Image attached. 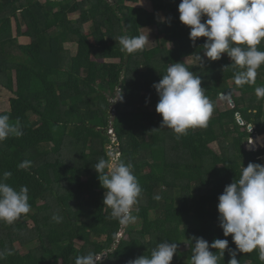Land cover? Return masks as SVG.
Segmentation results:
<instances>
[{"label":"trees","instance_id":"obj_1","mask_svg":"<svg viewBox=\"0 0 264 264\" xmlns=\"http://www.w3.org/2000/svg\"><path fill=\"white\" fill-rule=\"evenodd\" d=\"M150 1L147 10L137 6L140 0H46L44 5L0 0V87L14 95L11 109L0 114L18 121L23 131L0 142L5 161L0 174L10 171L7 183L16 190L27 186L31 204L13 224L0 221V250H12L0 264H75L89 251L97 254V264H127L150 255L164 240L179 245L171 264H190L194 236L210 244L227 239L229 248H236L220 227L218 198L243 166L264 165V98L255 94L264 86V64L255 84L237 86L233 74L240 69H225L232 64L227 53L212 61L203 56L205 37L195 45L190 40V27L179 19L181 0ZM75 14L80 17L71 19ZM85 24L92 27L90 35L83 31ZM150 27L157 28L156 39L167 35L171 47L157 43L132 54L121 51V35H141ZM66 44H75L76 53ZM257 47L264 51V41ZM176 62L200 76L214 103L207 127L189 129L180 139L160 128L153 87ZM119 88L123 101L111 105ZM223 96L233 100L232 108H220ZM110 128L118 160L132 163L142 187L132 209L137 228L122 226L103 204L105 189L94 166L101 157L110 158ZM253 137L263 142L248 151ZM25 160L31 167L19 169ZM55 213L63 217L61 223L52 220ZM35 242L37 247L30 248ZM229 259L225 250L220 264ZM237 259L262 264L258 250L238 253Z\"/></svg>","mask_w":264,"mask_h":264},{"label":"clouds","instance_id":"obj_2","mask_svg":"<svg viewBox=\"0 0 264 264\" xmlns=\"http://www.w3.org/2000/svg\"><path fill=\"white\" fill-rule=\"evenodd\" d=\"M178 11L180 21L190 27L189 38L194 45L198 38H206L202 46L204 57L215 61L227 53L232 64L225 69H240L233 74L235 84L241 87L255 84L258 69L264 64V51L257 47L264 41V0H181ZM148 39L143 34H125L118 38V43L121 51L132 54L143 49ZM198 58L202 63L203 57L198 55ZM201 85L200 76L190 71L184 62L168 65L166 74L153 84L159 96L156 112L162 115L160 128L173 130L180 139L189 129L207 127L214 103ZM255 94L257 98H264V86L256 87ZM123 98L119 88L111 105L122 102ZM111 130L108 134L112 142ZM22 135V125L18 121L12 123L8 114H0V142L9 136ZM108 151L110 153V149ZM17 167L28 169L31 161L25 160ZM94 169L105 189L103 204L111 209V216L122 226L134 222L136 217L132 215V209L141 197L142 187L133 173L132 163L116 161L111 156L109 159L101 157ZM11 176L10 171L0 174V221L7 224H13L31 210L28 187L14 189L7 183ZM154 199L160 197L156 195ZM218 199L220 227L225 237H232L236 248L230 249L227 239L217 238L210 244L206 239L194 236L190 264H220L225 250L230 255L228 264H241L238 253L254 250H258L259 260L264 264V165L250 162L247 167L243 166L239 178L227 185ZM52 220L61 223L63 217L55 213ZM178 247V243L164 240L150 255L130 259L127 264H171ZM6 254L12 255V250H0V259ZM75 264H97V254L89 251L79 255Z\"/></svg>","mask_w":264,"mask_h":264},{"label":"rangeland","instance_id":"obj_3","mask_svg":"<svg viewBox=\"0 0 264 264\" xmlns=\"http://www.w3.org/2000/svg\"><path fill=\"white\" fill-rule=\"evenodd\" d=\"M40 1H41V3L43 5L46 3V0H40ZM150 2H151L150 0H141L140 3L137 6H141L142 8L149 10L151 8ZM131 6L136 7V5H131ZM79 17H80L79 14H75V15H72L70 18L73 19V20H77ZM160 19H163L162 15H160ZM13 28H14V31L16 32L15 23H13ZM83 31L85 32V34L90 35L91 32H92L91 25L90 24H85L84 27H83ZM142 34L145 35L146 37H149V39H148V41L146 43V47H153L157 43L161 44L163 47H166V48L171 47V42H170V40H169L167 35L166 36H158V38L156 39L157 34H158V31H157L156 27H150V28L144 29L142 31ZM27 42H28L27 39H21L20 40V43H22V44L23 43H27ZM65 47L67 49H69L73 54H75L76 51H77V46L75 44H66ZM186 61L190 65L193 64V62L190 59H187ZM111 62H117V60L116 61L111 60ZM13 97H14L13 94H11L10 92H8V91L4 90L2 87H0V112L9 111L11 109V104H12ZM218 103H219L220 108L223 109V110H226V109H229V108L233 107L231 102H230V99L228 97L227 98L224 97V96L220 97ZM114 142H116V140ZM262 142L263 141L261 140V138L253 137L252 138V143L254 144V146H256L253 149V151L254 150H258L261 147L259 145H261ZM116 146H117L116 144L113 145V146H110V147H108V150L109 149H116L115 148ZM212 146L214 148H216L215 144L212 145ZM257 146H259V147L257 148ZM117 156H119V155H117ZM112 158H115V156L112 157ZM118 158H115V160L119 161ZM4 164H5V161L3 159H0V167H2ZM84 181L89 183V184L92 183V180L89 179V178L84 179ZM28 224H29L30 228L33 227V223L31 221ZM138 226H139V222L138 221H134L131 224V227H133V228H137ZM122 236H123V233L121 232L119 234V237H122ZM15 247H16L17 250H19L23 254H24V252H26L25 248H22L20 243H15ZM34 247H37V242H35L34 244L30 245V248H34ZM186 248H187L186 246L183 247V249H186ZM57 264H62V263L59 262Z\"/></svg>","mask_w":264,"mask_h":264},{"label":"built area","instance_id":"obj_4","mask_svg":"<svg viewBox=\"0 0 264 264\" xmlns=\"http://www.w3.org/2000/svg\"><path fill=\"white\" fill-rule=\"evenodd\" d=\"M110 134L113 136V140H112V146L113 145H118V142H117V140L115 139V134L113 133V130H111L110 131ZM116 140V142H114ZM254 145V144H253ZM256 146H254V148H255ZM116 148V147H115ZM117 155H119L120 156V154H118V152H117V150L116 149H110V156H111V158L112 157H114L115 156V158H118L119 156H117Z\"/></svg>","mask_w":264,"mask_h":264},{"label":"water","instance_id":"obj_5","mask_svg":"<svg viewBox=\"0 0 264 264\" xmlns=\"http://www.w3.org/2000/svg\"><path fill=\"white\" fill-rule=\"evenodd\" d=\"M230 102H231L232 106H234V102H233L232 99H230ZM113 120H114V119H113ZM239 122H240V124H242V125L244 124L243 121H242L241 119H239ZM248 129H249L250 132L254 133V128H253L252 126H249ZM251 129H252V130H251ZM253 149H254V145H253V143L251 142V143L248 144V146H247V150H248V151H253Z\"/></svg>","mask_w":264,"mask_h":264},{"label":"crops","instance_id":"obj_6","mask_svg":"<svg viewBox=\"0 0 264 264\" xmlns=\"http://www.w3.org/2000/svg\"><path fill=\"white\" fill-rule=\"evenodd\" d=\"M141 1V0H140ZM140 3V2H139ZM150 6H152V4H151V2H150ZM139 7H141V6H139ZM251 141H252V139H251Z\"/></svg>","mask_w":264,"mask_h":264}]
</instances>
